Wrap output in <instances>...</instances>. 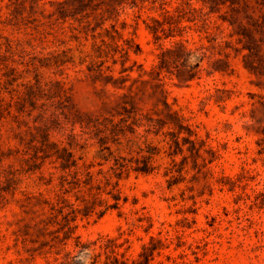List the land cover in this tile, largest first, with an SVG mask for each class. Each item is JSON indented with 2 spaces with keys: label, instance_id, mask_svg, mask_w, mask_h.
I'll list each match as a JSON object with an SVG mask.
<instances>
[{
  "label": "rangeland",
  "instance_id": "obj_1",
  "mask_svg": "<svg viewBox=\"0 0 264 264\" xmlns=\"http://www.w3.org/2000/svg\"><path fill=\"white\" fill-rule=\"evenodd\" d=\"M134 1L135 7L133 0H0V36L31 40L38 56L70 49L73 63L62 73L54 69L40 72L45 79L64 83L81 114L109 116L124 106L155 112L163 110L166 101L185 118L198 140L206 143L204 149L211 148L217 158L197 173L185 145L183 155L174 158V176L179 177L177 171L183 165L180 182L168 187L163 176L165 168H171L168 145L161 136H148L147 141L160 151L155 158L158 170L148 176L131 173L120 180L117 189L126 202L120 201L119 209L104 211V207H98L92 216L78 217L75 234L84 243L97 242L90 251L78 253L69 241L60 254H56V248L51 252L49 246L41 248L42 238L34 242V224L39 219L32 212L38 209L22 207V192L53 198L59 174L46 162L42 168L45 176L55 173L49 185L39 184L38 174L20 175L15 194L6 195L7 202L0 204V264H60L67 251L89 264V256L98 253L100 240L105 238L116 239L122 244L119 252L135 258L151 236L169 245L152 264H173L166 255L178 264H264V205L259 196L264 193V156L257 154V140L264 130V0H190L196 10L195 20L183 19L180 23L190 29L182 37L160 41L146 25H152L151 18L162 22L165 10L177 16L176 11L185 8L183 0ZM62 5L65 19L58 14ZM112 8H118V15L112 13L101 26L93 20L97 13ZM112 37L118 46L124 40H133L138 51L133 48L128 58L119 53L112 57ZM180 39L187 41L189 49L205 55L200 77L182 84L175 75L164 73L163 86H159L152 68L158 63L160 50ZM100 45L110 53L107 57H95V47ZM218 59L228 60L232 69L229 75L207 74L209 64L224 68L223 62H216ZM124 69L127 71L122 72ZM110 74L130 79L124 88H117L105 84ZM26 77L33 82V74ZM217 89L233 94L225 102L215 103L212 99L202 105ZM1 97L9 99L3 91ZM24 129H19L11 118H0L3 151L22 149L14 136ZM75 132H79L78 126ZM138 132L143 134L142 129ZM54 140L62 137L55 134ZM143 140L131 144L122 139L118 149L126 155L136 151ZM97 151L90 141L84 150L75 151V157L82 158L79 164L101 163L106 171L111 162L104 163ZM202 154L208 161L209 155ZM183 157L187 159L183 161ZM2 164L16 169L20 166L14 156ZM198 164H202L200 159ZM99 169L95 165L92 170ZM245 172L248 179H241ZM101 199L113 203L105 194ZM70 202L75 203L73 197ZM100 211H104L102 215L97 213ZM180 242L181 247L175 250Z\"/></svg>",
  "mask_w": 264,
  "mask_h": 264
},
{
  "label": "trees",
  "instance_id": "obj_2",
  "mask_svg": "<svg viewBox=\"0 0 264 264\" xmlns=\"http://www.w3.org/2000/svg\"><path fill=\"white\" fill-rule=\"evenodd\" d=\"M122 1L119 0V3ZM131 4L133 7L137 5L134 0ZM183 5L185 8L176 11L179 12L177 16L165 10L162 22L156 18L150 19L152 25H146V28L156 41L182 37L186 30L190 29L181 27L180 23L183 19L189 22L194 21L196 10L192 7L190 0H183ZM63 9L64 5L58 10V14L65 19L67 16L63 14ZM112 13L117 14L118 8L102 10L94 16L93 20L101 26ZM89 17L86 16V19ZM111 27L118 39H121V35L114 26ZM111 39L113 41L112 57L119 53L120 57L128 58L133 48L136 52L138 51V46L133 40H124V44L118 46L115 38ZM0 40V50L3 49V52H0V118H11L19 129L25 128L14 136L22 149H7L5 152L0 144V204L7 202L6 195L15 194L21 181L20 175L38 174L39 184L49 185L55 173L45 176L42 168L46 162L54 165L53 168L59 174L57 189L53 190V198L45 197L42 193L35 195L22 192V207L30 206L31 209H38L32 212L36 214L35 218L39 219L34 224L37 239L34 242H39L42 238L41 248L49 246L50 252L56 248V254H60L67 243L73 241L74 247L79 250L78 253H84L97 244V242L84 243L75 234L77 219L92 216L98 207H104V211L119 209L120 201L126 202V199L121 197L117 189L118 182L128 178L131 173L136 176H148L158 170L155 158L160 151L153 142L147 141L148 136L154 138L161 136L162 141H166L168 145L167 155L171 159V168H165L163 174L167 178L168 187L180 182L183 165L177 171L179 177L174 176L173 169L177 166L174 158L177 155H183L185 145H188L187 151L193 157V165L197 173L217 158L216 152L211 148L204 149L206 143L198 140L197 133L186 123L185 118L178 111L172 110L166 101L163 102L164 109L155 112L124 106L120 111L109 116L81 114L75 108L70 91L64 83L59 80L45 79L40 72L41 69H54L59 74L62 73L65 66L73 63L70 49L60 54L48 53L38 56L31 40H11L2 36ZM186 42L180 39L167 48H161L157 57L158 63L152 68V74L155 77L153 79L157 85L163 86L161 76L164 73L175 75L178 82L182 84L200 77L205 55L197 54V49H189ZM95 53L96 58H101L102 55L107 57L110 54L102 48V45L95 47ZM216 62H223L224 68H214V63L209 64L206 70L208 75L215 72L229 75L232 72L227 59H218ZM19 66L24 69L19 70ZM125 71L127 70L124 69L122 72ZM173 71L175 74L172 73ZM30 74H33V82L26 79V75ZM106 78V85L117 88H124L125 82L130 79L129 76L115 78L113 74ZM2 91L9 95L8 100L1 97ZM232 94L230 90L217 89L216 94L204 99L202 105L212 99L215 103L225 102ZM77 126L78 133L75 132ZM139 129L143 130V134L140 135ZM55 134L60 135L62 140H54ZM122 139L131 144L144 140L137 146L136 151L123 155L118 149ZM90 141L97 146V154L104 163L111 162L106 171L101 168L103 166L101 163L79 164L82 158L75 157V151L84 150ZM112 146L117 148L113 150ZM257 146V154L260 157L264 156V130L261 132V138L257 140ZM202 152L209 155L208 161L203 157ZM11 156H14L19 163V169L11 165L3 166V161ZM186 159L187 157H183V161ZM199 159L202 162L201 165L198 164ZM95 165L100 167L96 172L92 170ZM246 174L247 172L242 174L241 179H248ZM233 184L231 190H233ZM102 194L110 197L113 203L109 204L107 200L101 199ZM259 196L262 197L261 205H264V193ZM70 197H73L78 204L70 202ZM104 211L97 213L102 215ZM100 241L98 253L89 256V264H152L162 255L163 250L169 248V245L161 238L151 236L147 243L142 244L137 256L130 258L126 257L124 252H119L122 244H118L116 239L105 238ZM181 245L182 242L177 244L175 250ZM102 256H104L103 261L100 260ZM179 256L183 258V255ZM165 258L173 264H178L168 255ZM60 264H83V262L77 255L67 251ZM157 264L164 263L159 261Z\"/></svg>",
  "mask_w": 264,
  "mask_h": 264
}]
</instances>
